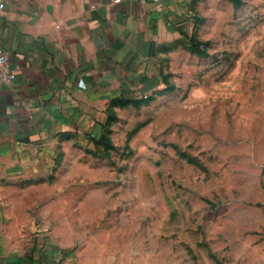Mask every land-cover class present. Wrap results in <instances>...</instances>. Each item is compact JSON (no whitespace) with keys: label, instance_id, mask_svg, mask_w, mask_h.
<instances>
[{"label":"rangeland","instance_id":"374dc122","mask_svg":"<svg viewBox=\"0 0 264 264\" xmlns=\"http://www.w3.org/2000/svg\"><path fill=\"white\" fill-rule=\"evenodd\" d=\"M152 62L148 94L7 154L0 196L105 262L264 264V0H183Z\"/></svg>","mask_w":264,"mask_h":264},{"label":"crops","instance_id":"0c3cea01","mask_svg":"<svg viewBox=\"0 0 264 264\" xmlns=\"http://www.w3.org/2000/svg\"><path fill=\"white\" fill-rule=\"evenodd\" d=\"M183 0H4L0 40L16 79L0 85V163L46 147L106 102L151 92L153 56ZM0 196V264H120L54 234H34Z\"/></svg>","mask_w":264,"mask_h":264},{"label":"built area","instance_id":"2783aa9c","mask_svg":"<svg viewBox=\"0 0 264 264\" xmlns=\"http://www.w3.org/2000/svg\"><path fill=\"white\" fill-rule=\"evenodd\" d=\"M4 6V0H0V8ZM16 79V74L10 67L9 53L2 46L0 40V85L9 86Z\"/></svg>","mask_w":264,"mask_h":264},{"label":"trees","instance_id":"16d2710c","mask_svg":"<svg viewBox=\"0 0 264 264\" xmlns=\"http://www.w3.org/2000/svg\"><path fill=\"white\" fill-rule=\"evenodd\" d=\"M197 49V48H196Z\"/></svg>","mask_w":264,"mask_h":264}]
</instances>
